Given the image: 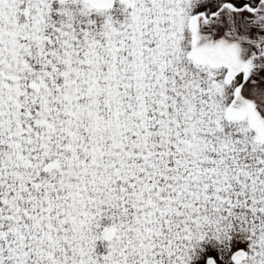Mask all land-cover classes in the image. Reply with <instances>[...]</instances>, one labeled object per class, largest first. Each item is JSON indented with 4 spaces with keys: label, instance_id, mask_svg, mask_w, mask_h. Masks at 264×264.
<instances>
[{
    "label": "snow or ice",
    "instance_id": "6c2138e0",
    "mask_svg": "<svg viewBox=\"0 0 264 264\" xmlns=\"http://www.w3.org/2000/svg\"><path fill=\"white\" fill-rule=\"evenodd\" d=\"M0 264H264V0H0Z\"/></svg>",
    "mask_w": 264,
    "mask_h": 264
}]
</instances>
